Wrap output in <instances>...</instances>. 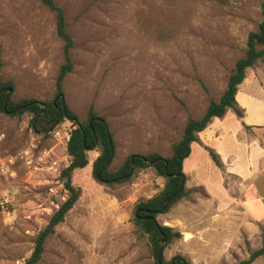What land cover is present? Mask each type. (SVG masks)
<instances>
[{
  "label": "rangeland",
  "instance_id": "1",
  "mask_svg": "<svg viewBox=\"0 0 264 264\" xmlns=\"http://www.w3.org/2000/svg\"><path fill=\"white\" fill-rule=\"evenodd\" d=\"M54 1L65 12L74 43L64 101L81 122L90 106L106 119L116 145L110 170L116 171L134 154L170 157L189 118L201 119L210 102L220 100L237 61L245 57L248 35L259 28L264 0ZM64 45L55 14L40 0H0V79L13 83L14 104L56 98ZM248 74L264 91V59L246 71L237 95L242 104L248 103ZM226 117L221 129L234 132L239 163L226 167L219 157L218 166L203 158L201 178L212 184L190 189L187 178L189 196L158 216L161 225L182 234L166 246L167 263L181 256L192 264H239L264 247L263 227L259 233L244 230L248 219L242 211L251 195L248 128L232 110ZM32 121L30 113L0 112V192L13 202L10 213L0 214V264H26L55 213H49L45 178L28 161L51 149L64 165L70 160L67 145L58 146L51 132H36ZM74 128L67 120L57 127ZM99 154L89 151L88 166L73 173L72 185L81 195L47 240L39 264H156L134 216L136 206L160 193L166 179L149 167L125 182L100 184L93 176ZM253 189L264 196V180ZM228 201L235 217L221 225L224 220L213 215ZM251 264H264V255Z\"/></svg>",
  "mask_w": 264,
  "mask_h": 264
},
{
  "label": "trees",
  "instance_id": "2",
  "mask_svg": "<svg viewBox=\"0 0 264 264\" xmlns=\"http://www.w3.org/2000/svg\"><path fill=\"white\" fill-rule=\"evenodd\" d=\"M40 1L55 14L57 35L65 43L63 49L64 63L60 68L56 81V98L53 101L43 103L36 100H23L19 104H14L12 94L9 95L6 91L9 88L14 90L13 83L10 81L4 82L0 79V112L10 116L23 113L32 114V127L39 133L47 134L66 120L70 121L75 128L72 130L67 144V153L70 160L62 173L67 199L60 205V209L53 214L47 227L36 238L34 251L26 261V264H39L45 252L47 240L55 234L56 227L64 222L66 214L78 201L81 190L72 185V176L76 170L84 169L88 166V152L95 149H99L100 154L93 162V176L100 184L112 186L125 182L129 180L134 171L149 167H153L159 176L166 179L165 186L160 193L136 206L134 225L143 235L148 237L156 264H192L181 256L174 257L168 263L163 256L159 260L163 237L166 238V246H169L181 239L182 234L174 231L171 227L161 225L157 218L161 214L168 213L175 204L189 196L191 192L186 190L185 187L187 177L184 173V162L192 153L191 145L194 142H199L198 135L208 128L212 119L225 117L229 110H232L240 119L245 116V109L239 105L236 96L240 86L246 79V71L264 59V1L261 4L262 21L259 24V28L248 35L245 57L237 61L220 100L211 101L205 115L201 119L189 118L181 140L173 145V153L170 157L165 158L158 153L134 154L116 171L110 170L111 162L115 156L116 145L106 119L99 116L95 112L94 107L90 106L87 120L81 122L78 116L64 102V81L74 69L70 55L71 50L74 48V43L72 36L67 31L68 24L64 10L54 0ZM1 68L0 59V70ZM207 151L212 160L218 166H221L219 155L212 149L208 148ZM132 159L133 172L131 173ZM182 186L183 188L180 190ZM263 255L264 247L254 251L249 260L239 264H251Z\"/></svg>",
  "mask_w": 264,
  "mask_h": 264
},
{
  "label": "crops",
  "instance_id": "3",
  "mask_svg": "<svg viewBox=\"0 0 264 264\" xmlns=\"http://www.w3.org/2000/svg\"><path fill=\"white\" fill-rule=\"evenodd\" d=\"M252 80L253 76L248 74V88L244 89L248 96V103L242 104L236 96L239 105L245 109V116L241 125L248 128V149H246V153H248V196L251 194L248 198V208H245V211H242L241 208L238 209L242 211L244 218L248 219V228L244 230H252V233H259L260 228H264V196L261 193H257V191L255 193L253 187L258 185L259 181L264 180V91L258 88ZM226 115L223 118L212 119L208 128L198 135L199 142H194L191 145L192 153L184 162V173L188 178L190 189L196 186L206 187L212 184V182L201 178L203 175L202 159L208 156L206 160L209 163L211 162L209 152L206 151L204 145L211 148L214 152L216 151L215 153L221 157L226 167L230 161L236 164L239 163V158L236 156V146H234L235 137L232 135L234 132L227 127L226 129H221L227 119ZM219 134L220 137H217ZM222 190L225 191V188H222ZM249 202L258 203L259 208L256 207V210L250 208ZM232 210H236V208L234 209V203L228 201V205L218 209V212L213 216L215 219L224 220L219 222L222 225L226 223V218L235 217V213ZM225 228L230 231L229 226ZM226 236L227 234L220 238V248L226 241Z\"/></svg>",
  "mask_w": 264,
  "mask_h": 264
},
{
  "label": "built area",
  "instance_id": "4",
  "mask_svg": "<svg viewBox=\"0 0 264 264\" xmlns=\"http://www.w3.org/2000/svg\"><path fill=\"white\" fill-rule=\"evenodd\" d=\"M57 127L53 128L50 132L58 142V146L60 143H64L66 147L70 140L71 132L60 131ZM28 164L33 166L34 173H41L45 178L43 185L46 188L49 200L51 201L49 213L58 211L60 205L67 199L65 184L62 180V173L67 165H64L63 159L61 160L59 158L54 149L45 151L42 155L37 157L36 161L30 160L28 161ZM12 209V199H10L6 193L4 194L0 192V214L10 213ZM44 210L47 211V209Z\"/></svg>",
  "mask_w": 264,
  "mask_h": 264
},
{
  "label": "water",
  "instance_id": "5",
  "mask_svg": "<svg viewBox=\"0 0 264 264\" xmlns=\"http://www.w3.org/2000/svg\"><path fill=\"white\" fill-rule=\"evenodd\" d=\"M6 91L9 93V95H11L12 94V92H13V89L12 88H9V89H6ZM8 99H9V97H8ZM7 99V100H8ZM65 102V101H64ZM133 172V159H132V167H131V173ZM183 188V186L180 188V190ZM165 246H166V238L165 237H163V240H162V251H161V253H160V255H159V260H161V258H162V256H163V253H164V250H165Z\"/></svg>",
  "mask_w": 264,
  "mask_h": 264
}]
</instances>
